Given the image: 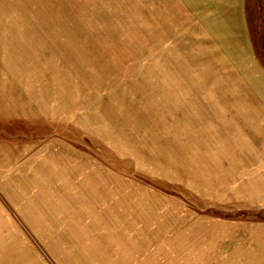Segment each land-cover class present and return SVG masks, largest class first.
<instances>
[{
	"label": "rangeland",
	"instance_id": "obj_1",
	"mask_svg": "<svg viewBox=\"0 0 264 264\" xmlns=\"http://www.w3.org/2000/svg\"><path fill=\"white\" fill-rule=\"evenodd\" d=\"M99 249L264 264V0H0V264Z\"/></svg>",
	"mask_w": 264,
	"mask_h": 264
},
{
	"label": "crops",
	"instance_id": "obj_2",
	"mask_svg": "<svg viewBox=\"0 0 264 264\" xmlns=\"http://www.w3.org/2000/svg\"><path fill=\"white\" fill-rule=\"evenodd\" d=\"M62 178V176L60 177ZM68 179V177H67ZM63 180H66V177L63 176ZM43 189L39 192L41 193ZM63 189L59 190L56 189L55 195H63ZM97 194V193H96ZM38 200V199H37ZM65 201V200H62ZM51 202V201H50ZM59 206H55L52 208V203H49L47 200L45 202H41L40 200L34 202V206L32 203H30L28 200L25 202L23 207H21V211L28 220V222L31 224V226L36 230L38 235L41 237V240L46 244V246L53 252V254H56L59 256L58 252L61 249L60 244L58 243V239H56L57 234H65V236L74 235L75 232H79V224L77 223V216L79 213V210H68L66 209L67 216H59V211L63 212L66 207V202L59 201ZM42 203V204H41ZM44 209L47 211L48 216H42L40 213V207L43 206ZM65 225V226H64ZM62 227H66L65 231L62 232ZM80 257H82V262H86L84 264H90V260H98L101 264H111L112 261V255L107 254L106 250L99 249L98 253L95 255H91L90 253H83ZM100 260H99V259ZM59 259V258H58ZM73 259V258H72ZM129 259H123L122 262H128ZM60 261V259H59ZM62 264V262L60 261Z\"/></svg>",
	"mask_w": 264,
	"mask_h": 264
}]
</instances>
